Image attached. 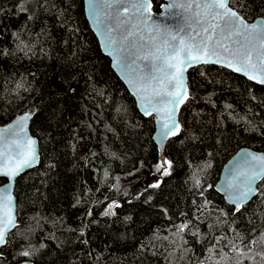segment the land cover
<instances>
[{
  "label": "trees",
  "instance_id": "16d2710c",
  "mask_svg": "<svg viewBox=\"0 0 264 264\" xmlns=\"http://www.w3.org/2000/svg\"><path fill=\"white\" fill-rule=\"evenodd\" d=\"M230 4L264 17V0ZM188 81L182 131L161 151L84 0H0V126L30 112L41 153L16 181L0 264H264V179L239 212L215 188L240 148L264 152V87L218 65Z\"/></svg>",
  "mask_w": 264,
  "mask_h": 264
},
{
  "label": "water",
  "instance_id": "95a60500",
  "mask_svg": "<svg viewBox=\"0 0 264 264\" xmlns=\"http://www.w3.org/2000/svg\"><path fill=\"white\" fill-rule=\"evenodd\" d=\"M165 3L162 10L155 12L152 10V0H84L87 19L95 32L103 53L111 60V64L115 72L127 86L129 92L135 98L139 111L146 117H153L155 121V132L153 135L154 142L161 151L165 150L167 142L180 135L182 131V123L179 114L183 106L189 99V71L191 68L200 65H218L229 69L230 71L240 74L249 79L244 72L235 71L224 63H200L192 67H188L184 72L183 79L188 92V98L184 103L179 105L175 114V120L180 126V131L175 135L169 134L162 139L163 124L165 123L166 113L163 111L164 105L167 103L166 94L159 96L154 95L151 85L157 80L163 79V73L157 69L161 65V61L154 60L153 57L160 54L156 49L163 50L165 41L178 44L179 38L183 37L187 40L200 31V26L195 23L194 13L198 11L195 8L196 3H202L203 0H164ZM231 1V0H230ZM137 3H150V10L145 12L143 16L136 12L132 5ZM193 4L191 9L186 7L187 4ZM111 4V7L108 5ZM173 5H175L173 7ZM185 5V7H181ZM229 7L238 13L243 20L249 24L264 25V17H257L254 20L245 18L237 9ZM127 9V11H125ZM171 36H176L177 40L172 41ZM233 39L242 40L241 37H233ZM111 41V43H109ZM258 47V42H256ZM147 57V58H146ZM156 79L153 80L152 78ZM264 87V83L257 80L249 79ZM148 86V91H141V88ZM149 101L151 103L149 104ZM155 106L159 111H152L151 115H145V110ZM171 107V105H169ZM28 116L27 121L23 123V131L20 130L19 124L21 118ZM33 115L30 112H23L16 115L12 120L0 126V151H5L10 156H15L17 152V142L23 144L27 139L35 141L37 152V160L30 167L23 168L18 175L9 178L0 174V178L7 181L0 185V196L11 195L12 197V214L14 217V226L6 229L5 243L0 244V255L2 248L6 245L9 234L18 226L17 214V198L15 195V186L17 179L25 172L37 167L41 161L40 144L37 137L31 131V121ZM11 129L12 131H4ZM248 154H255L264 157V152L257 151L249 147L240 148L223 166L220 178L215 185L216 191L224 196L229 205L235 207L239 212L245 204L251 202L259 192V184L264 176L255 180L252 187L256 191L249 195L243 201L237 210L235 197L239 190L243 188L246 180V174L250 173L253 167H257L259 162L249 160ZM0 162H3L0 159ZM232 184L233 187H229ZM5 189L7 191H5ZM31 264V262H28Z\"/></svg>",
  "mask_w": 264,
  "mask_h": 264
},
{
  "label": "snow or ice",
  "instance_id": "6c2138e0",
  "mask_svg": "<svg viewBox=\"0 0 264 264\" xmlns=\"http://www.w3.org/2000/svg\"><path fill=\"white\" fill-rule=\"evenodd\" d=\"M229 3L230 0H203L202 3H196L195 8L198 11L194 13V20L200 26V31L187 40L183 37L179 38L178 44L165 41L163 50L156 49L157 53L160 54L154 56L153 59L161 61L157 70L163 73V79L157 80L154 85H151V88L154 95L159 96L163 93L168 98L163 107L166 115L162 139L169 134L175 136L180 131V126L175 120V114L179 105L188 98L183 79L184 72L188 67L200 63H224L235 71L244 72L249 79L264 83V25L247 24L236 11L229 7ZM108 6L111 7V4ZM132 7L143 16L145 12L150 10V3H137ZM181 7H185V5H181ZM186 7L191 9L193 4L189 3ZM233 37L243 39L238 40L233 39ZM171 40L176 41L177 37L171 36ZM256 42H258V47ZM152 79L155 80L156 78L153 77ZM141 91H148V86L142 87ZM150 103L151 101H149ZM152 111H159V109L155 106L151 110L146 108L145 115H151ZM28 118V116L21 118L19 124L21 131H23V123ZM4 131L11 132L12 130L5 129ZM37 158L35 141L27 139L23 144L17 142L15 156L0 151V159L3 161L0 162V174L9 178L15 177L23 168L32 166ZM247 158L259 162V165L258 169L253 167L251 172L246 174L243 188L238 191L235 197L237 210H239L240 204L256 191L252 187L253 182L264 176V157L248 154ZM170 168L171 162L165 160L157 166V171H162V174L167 176L170 174ZM152 186L159 187V184ZM229 187H233V185L229 184ZM5 191L7 190L5 189ZM11 204L12 197L10 194L0 196V244L5 243L6 229L9 226H14ZM118 206L113 202L109 205V209ZM104 214L114 213L106 211ZM184 227L186 225H181L180 229L182 230ZM24 255L27 256L28 253L25 252Z\"/></svg>",
  "mask_w": 264,
  "mask_h": 264
},
{
  "label": "rangeland",
  "instance_id": "374dc122",
  "mask_svg": "<svg viewBox=\"0 0 264 264\" xmlns=\"http://www.w3.org/2000/svg\"><path fill=\"white\" fill-rule=\"evenodd\" d=\"M115 203L118 204V202H115ZM112 204H113V203H112ZM114 209H115V207L112 208V209H109V207H108V209H107L106 211L113 213V212H114Z\"/></svg>",
  "mask_w": 264,
  "mask_h": 264
}]
</instances>
